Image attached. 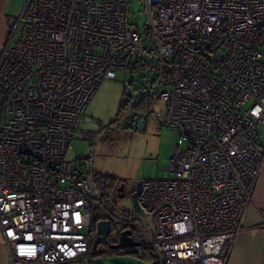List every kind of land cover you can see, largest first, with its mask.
I'll use <instances>...</instances> for the list:
<instances>
[{
	"label": "built area",
	"instance_id": "1",
	"mask_svg": "<svg viewBox=\"0 0 264 264\" xmlns=\"http://www.w3.org/2000/svg\"><path fill=\"white\" fill-rule=\"evenodd\" d=\"M131 2L28 0L4 47L0 234L10 264L88 262L96 190L69 151L101 83L151 54L167 87L151 103L178 133L166 175L144 179L138 197L152 247L165 264L228 263L264 163V0H149L147 37L132 28ZM148 120L136 112L127 126Z\"/></svg>",
	"mask_w": 264,
	"mask_h": 264
},
{
	"label": "rangeland",
	"instance_id": "2",
	"mask_svg": "<svg viewBox=\"0 0 264 264\" xmlns=\"http://www.w3.org/2000/svg\"><path fill=\"white\" fill-rule=\"evenodd\" d=\"M130 21L133 29L138 28L147 37L149 25L144 0H132ZM19 30L20 26H15L13 33L18 34ZM151 47L149 40V49ZM159 64V56L151 54L146 59V64L132 70H118L115 79H106L101 83L88 105L86 117L78 127L69 158H86L91 155L93 132L99 126L108 125L115 120L123 108L122 105L152 90L159 76ZM161 88L167 87L161 85ZM159 104L161 102L156 105L151 103L149 97L141 109L149 113L145 129L133 130L127 125H120L110 129L98 142L94 153V168L97 172L117 176L131 184L161 177V173L167 172L174 147L178 143V133L160 126L159 112L162 105ZM262 138L264 139V134ZM151 218L148 220L152 222ZM97 250L101 251L102 247ZM91 258L90 264L96 261L108 264H146L139 257L130 254L100 256L96 253Z\"/></svg>",
	"mask_w": 264,
	"mask_h": 264
},
{
	"label": "flooded vegetation",
	"instance_id": "3",
	"mask_svg": "<svg viewBox=\"0 0 264 264\" xmlns=\"http://www.w3.org/2000/svg\"><path fill=\"white\" fill-rule=\"evenodd\" d=\"M153 89L154 88H152V90ZM140 96L141 95L138 97ZM148 98L142 99L141 102L129 112L121 125H127L128 120L133 113L142 112L141 109L146 105ZM135 100L128 101L115 120L108 125L99 126V128L93 132L91 150H93L95 140L99 137V141L104 138V136L110 131L108 130L105 132L106 128L111 127L110 129H114ZM144 111L145 110H143V112ZM85 117L86 114L83 119ZM91 157L92 151L91 155L84 158L85 160L83 162L89 173V178H93L96 187V189L92 187L96 190V193L93 194L91 198V227L89 231L95 239L98 237L96 232L99 228V223H101V230L108 234L107 236L100 238V241L103 239L107 240V243L103 242L98 245L97 249L102 247V250L98 251L96 249L94 253H99L100 256L108 254H130L139 257L145 262L148 259V254H152V252H154V254L156 253L152 247L154 227L153 223L148 220L150 217L146 215V213H138L135 211L133 195L137 191L138 184H131L126 180L118 178L113 180L106 174L97 172L95 168H92ZM107 231H109V233ZM121 242L134 244L135 246L116 247ZM91 257L86 264H90ZM157 257L158 259L154 260V263L152 261L149 264H161V257ZM94 264L108 263L98 262Z\"/></svg>",
	"mask_w": 264,
	"mask_h": 264
},
{
	"label": "crops",
	"instance_id": "4",
	"mask_svg": "<svg viewBox=\"0 0 264 264\" xmlns=\"http://www.w3.org/2000/svg\"><path fill=\"white\" fill-rule=\"evenodd\" d=\"M27 2L28 0H0V57ZM128 95H130V92ZM144 112H147V110ZM260 132L261 140L264 144V139L262 138L264 127L260 128ZM161 175L165 176L166 174L161 173ZM94 255L93 251L92 256ZM152 261L154 260L150 261V258H148L145 262L149 264ZM0 264H10L9 250L7 245L3 243L1 234ZM227 264H264V163L256 182L252 199L247 207L242 228L234 241Z\"/></svg>",
	"mask_w": 264,
	"mask_h": 264
},
{
	"label": "water",
	"instance_id": "5",
	"mask_svg": "<svg viewBox=\"0 0 264 264\" xmlns=\"http://www.w3.org/2000/svg\"><path fill=\"white\" fill-rule=\"evenodd\" d=\"M145 2V7H146V12H147V18H148V27L149 28H154V22H153V9H152V6L150 5L149 3V0H144ZM163 72H164V66L162 64V67H161V74H160V77L154 87V89L146 94H143L141 95L140 97H138L133 103L132 105L130 106V108L126 111V113L124 114L122 120L117 123L116 127L120 126L122 124V122L125 120L126 116L129 114V112L135 108L140 102L142 99L144 98H148V97H151L153 96L160 88L161 86V83H162V80H163ZM111 127H108L105 129V132L110 130ZM100 138V137H99ZM99 138H97L93 144V150H92V157H91V161H92V168H94L93 164H94V153H95V150H96V146L98 144V141H99ZM143 181V180H142ZM142 181H140L138 183V188H137V191L136 193L133 195V198H134V208H135V211L138 212V213H144L143 210L140 208L139 206V203H138V197L141 193V188H142ZM90 182H91V185L94 189H96L95 185H94V182H93V178L90 179ZM101 223H99V228L96 232V234L98 235V237H96L93 241V244H92V250L95 251L98 247V245L100 243H107V240L103 239L102 241H100V238H103L105 236H107L108 234L106 232H103L101 230ZM109 233V231H107ZM126 246H130V247H133L135 246L134 244H128V243H125V242H121L119 243L116 247H126ZM159 255V254H158ZM160 256V255H159ZM161 257V264H165V260L162 256Z\"/></svg>",
	"mask_w": 264,
	"mask_h": 264
},
{
	"label": "trees",
	"instance_id": "6",
	"mask_svg": "<svg viewBox=\"0 0 264 264\" xmlns=\"http://www.w3.org/2000/svg\"><path fill=\"white\" fill-rule=\"evenodd\" d=\"M159 77V76H158ZM156 81H158V78L155 80V83H156ZM154 83V84H155ZM125 106V104L124 105H122V107H124ZM109 178H111V179H117L118 177H116V176H113V175H108V174H106ZM156 255V256H155ZM157 256H159L158 254H154V252H152V254H148V258H150V261L151 260H156V259H158V257Z\"/></svg>",
	"mask_w": 264,
	"mask_h": 264
},
{
	"label": "bare ground",
	"instance_id": "7",
	"mask_svg": "<svg viewBox=\"0 0 264 264\" xmlns=\"http://www.w3.org/2000/svg\"><path fill=\"white\" fill-rule=\"evenodd\" d=\"M148 28H149V27H148ZM149 29L153 31V30L155 29V27H154L153 29H152V28H149Z\"/></svg>",
	"mask_w": 264,
	"mask_h": 264
}]
</instances>
